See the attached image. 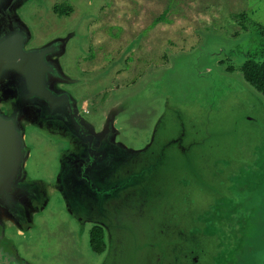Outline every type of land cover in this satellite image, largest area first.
<instances>
[{"label": "rangeland", "instance_id": "obj_1", "mask_svg": "<svg viewBox=\"0 0 264 264\" xmlns=\"http://www.w3.org/2000/svg\"><path fill=\"white\" fill-rule=\"evenodd\" d=\"M25 1L14 11L29 30L27 47L65 40L60 61L70 82L59 85L93 130L114 124L121 144L101 163L95 185L83 183L75 166L66 169L83 142L60 123L41 126L31 115L26 172L42 208L31 211L29 236L17 235L22 257L35 264H156L165 251L193 248L194 240L231 256L245 234L263 228L264 101L240 67L243 54L264 40V0ZM60 5L70 10L60 13ZM243 11L245 30L234 18ZM206 156L225 167L243 163L230 181L241 187L231 201L239 239H227L221 221L202 214L213 181ZM74 207L113 221L105 254L92 250ZM259 234L245 241L256 252ZM228 255L221 264H229Z\"/></svg>", "mask_w": 264, "mask_h": 264}, {"label": "water", "instance_id": "obj_2", "mask_svg": "<svg viewBox=\"0 0 264 264\" xmlns=\"http://www.w3.org/2000/svg\"><path fill=\"white\" fill-rule=\"evenodd\" d=\"M21 0H0V232L7 222H14L20 232L33 226L31 211L37 207L35 181L26 172L30 149L26 145V129L31 115L38 114L39 125L49 127L60 123L73 136L83 142V150L67 164L84 183L90 185L101 174V163L115 153L114 124L105 122L103 130L96 132L83 118L77 100L59 83L66 80L60 58L64 54V39H56L41 47L28 48L30 33L14 11ZM28 1V0H26ZM25 1V2H26ZM11 99L14 104L9 102ZM6 108V109H3ZM7 110V112H6ZM116 113L112 111L110 118ZM57 122V123H54ZM28 123V124H27ZM113 123V122H112ZM35 124V123H34ZM26 125V126H25ZM121 144V143H120ZM74 154L71 156L73 157ZM95 185V184H94ZM78 218L88 213L74 207ZM31 213V214H30ZM89 215V214H88ZM96 218V217H95ZM102 219L113 227L111 219ZM122 230V229H121ZM117 234L120 233L115 229ZM122 232V231H121ZM122 235V233H121ZM15 257V253L13 254ZM0 264L15 263L13 256L0 245Z\"/></svg>", "mask_w": 264, "mask_h": 264}, {"label": "flooded vegetation", "instance_id": "obj_3", "mask_svg": "<svg viewBox=\"0 0 264 264\" xmlns=\"http://www.w3.org/2000/svg\"><path fill=\"white\" fill-rule=\"evenodd\" d=\"M3 109H6V108H3ZM234 187H237V190L241 191V187L239 185H235L231 188L233 189ZM238 193L240 194L241 192H238ZM217 198L218 196H215V199ZM218 200H221V199H217V201ZM221 204H223L222 210L225 214H228L230 210H233L232 204L226 203V202L221 203ZM205 207L206 208L208 207L209 209L211 208V204L210 203L207 204L206 202ZM232 213H234V211H232ZM80 214L83 218H81V221L76 222V225L81 231L89 232V239H90V244H91L90 246L92 250L98 254H105L107 251L108 241L110 242L113 241L112 229H111L112 227L108 223H105L102 219L95 218V217L88 218L87 213H80ZM214 219H219L221 221V224L225 227V230L227 232L225 233L227 234L226 236L227 239L229 238L239 239L238 238L239 236L235 232V230L239 228L238 218H232V217L212 218L213 222H214ZM82 221L89 223V225L87 224L88 225L87 226ZM252 222L254 221L250 219L248 225L251 224ZM262 225H263V228L259 230L261 234H259V232L255 234L247 233L242 238V241H244L243 243L242 241L236 242L238 244L235 243L234 246L237 245V247L239 248H235L234 250H232L231 256L228 255L230 251H226V250H206L204 246L201 244L202 240H199V241L194 240L193 248H190V246H188L186 250H177V251H169V252L165 251L163 255H159L155 259L156 264H159V263L160 264H221L223 260L226 258L225 257L226 255L230 257L231 261H229V264H264V222H262ZM253 229L254 228H251L249 232H252ZM2 230H3V234L0 232V245H3L5 247V250L10 252V254L13 256V261L17 263L19 259L21 264H35L32 261H30L27 257L25 258L21 256L22 252L20 251V248L17 243L19 242V239H20V237H18L19 235L22 236L24 240L29 236V233H26V234L24 233L28 229L25 230L21 234L20 230L14 224V222H7V225L4 226ZM95 230H101V232H103V235H104L105 248L101 252L96 251L94 247L92 246V240H93L92 236ZM16 231H18L20 234L15 235ZM119 231H120L119 234H121L122 233L121 230ZM258 234L261 240H260V249L256 252V249H255L256 246L255 245L248 246L245 243V241L247 239L251 241ZM194 238L196 239L198 237L194 236ZM6 241H8L9 243ZM12 247L14 248L12 249ZM246 247H249L250 250L247 251ZM14 253L16 257L13 255Z\"/></svg>", "mask_w": 264, "mask_h": 264}, {"label": "trees", "instance_id": "obj_4", "mask_svg": "<svg viewBox=\"0 0 264 264\" xmlns=\"http://www.w3.org/2000/svg\"><path fill=\"white\" fill-rule=\"evenodd\" d=\"M56 10L60 13H66L68 12V10H70V8L63 7L60 5L56 7ZM164 18L165 17L161 16L159 19H157L155 25H158L160 24V22H163V20H165ZM234 18H236L239 24H241L240 26L242 27V29L245 30L247 28L245 22L249 21V14L246 11L240 13L237 12L236 14H234ZM256 24L259 25V23ZM253 25L256 26L255 22H253ZM260 30H261V34L264 36V28L260 27ZM165 56H166L165 61H167L168 56L167 55ZM243 57L245 60L242 62L240 67L243 78L247 84L252 86L257 91L258 95H260L261 99H263L264 101V40L260 42L257 45V47L251 49L250 52L243 54ZM226 74L229 75L230 73H226ZM177 145H179V142L177 143ZM213 150H208L207 153H212ZM207 159H208L207 166L210 168V176L213 177V181L211 182L209 186L210 189L208 190V192L211 193V196L206 195L205 199H203V204H204V208H203L204 211L202 212L203 216L204 217L208 216V218L210 217L209 218L210 220H212L214 216H217L218 218L225 217V215H227L228 217L236 216L234 211L236 203L232 204L233 210H230L228 214H225L223 212L222 210L223 204L221 203L226 202L231 204V201H235L238 199L240 194L238 192H235L238 191L237 187H234L232 189L231 187L235 185H231L230 181L233 176L238 175L239 167L243 163L229 160L228 163L229 162L232 163L227 164L228 167H225L224 165H222L223 161L211 162L209 157H207ZM194 160L188 161L189 167L191 168L193 167ZM187 170L191 173V171H193V168L192 170L189 169ZM215 196H218L217 199H221V200L217 201V199H215ZM196 202L197 200L195 199L194 204H196ZM206 202L207 204L208 203L211 204V208L208 209V207L207 208L205 207ZM232 211H234V213H232ZM92 237H93L92 246L94 247V249L98 252L103 251L105 248L103 232H101V230H95Z\"/></svg>", "mask_w": 264, "mask_h": 264}, {"label": "clouds", "instance_id": "obj_5", "mask_svg": "<svg viewBox=\"0 0 264 264\" xmlns=\"http://www.w3.org/2000/svg\"><path fill=\"white\" fill-rule=\"evenodd\" d=\"M84 113V112H83Z\"/></svg>", "mask_w": 264, "mask_h": 264}]
</instances>
